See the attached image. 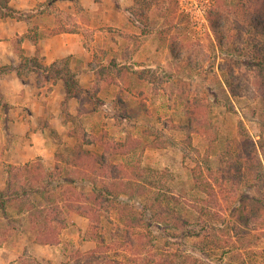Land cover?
<instances>
[{"label":"rangeland","instance_id":"obj_1","mask_svg":"<svg viewBox=\"0 0 264 264\" xmlns=\"http://www.w3.org/2000/svg\"><path fill=\"white\" fill-rule=\"evenodd\" d=\"M12 1L0 0V196L12 171L14 188L41 185L48 198L29 191L31 213L24 197L0 198V240L16 247L15 264H86L92 250L132 264L177 252L264 264V185L254 182L264 101L251 63L234 55L243 18L236 0ZM9 21L21 32L11 38ZM74 31L80 52L45 69L46 39ZM27 98L39 116L22 105ZM54 206L65 225L52 222ZM47 218L43 234L56 241L34 250ZM128 231L147 233L150 250L135 255Z\"/></svg>","mask_w":264,"mask_h":264},{"label":"trees","instance_id":"obj_2","mask_svg":"<svg viewBox=\"0 0 264 264\" xmlns=\"http://www.w3.org/2000/svg\"><path fill=\"white\" fill-rule=\"evenodd\" d=\"M235 5L237 11L236 8H234V10L238 12V14H242L243 18L240 23V28L238 29L240 32V38H239L240 44L235 47L236 51L234 55L238 54L237 55L238 57L245 59L244 60L245 63H251L253 68L248 69L249 71L248 75L260 79L258 89L260 90L261 98L264 101V44L260 40V38L264 37V0H236ZM215 29L217 28L215 27ZM228 30L231 31L230 28H228ZM243 32L244 34L248 33V36H244ZM226 36L230 38L231 36L230 32H228ZM248 51L250 53L254 51V54H252L251 57H248L246 59V52ZM56 63L59 62L55 61L53 64ZM51 65L48 68L47 66H45V69H49V70L52 69ZM59 77L64 78L63 75H59ZM228 85L231 89V92L234 95L237 94V90H236L237 88L232 86V84L229 82ZM102 160H103V164L109 165L110 162L106 158L103 157ZM257 160L258 163L255 169L254 182L264 185V159H261V157L259 156L257 157ZM47 176L48 178L52 179L51 174H47ZM18 177H20L19 174L17 175L15 174V172L9 171L7 190L5 191V193H3L0 196V198L2 199V204L6 205L7 202H11L12 200H20V198L24 197V199H26L29 203H32L27 208L28 209L27 211L31 213L36 206L32 201L33 199L31 197V194L29 195L28 192L30 191L32 193H36L42 196L45 193L44 187H42L41 185L33 186L30 184H23L20 180L21 183L19 182L18 185H16V187L14 188L13 182L14 180H17L18 182ZM66 180H68V178L64 176L60 177V181H66ZM88 185L91 187L90 191L97 190V183L95 181H88ZM104 187L107 189L102 191L103 192L102 195L104 196V199L109 201V199L113 198V195L111 193V188H109L107 184ZM42 198L45 201V203H48L47 197L42 196ZM238 202L239 203L236 207L241 208L242 206L241 209L246 210V205L242 204V200ZM70 208L73 209L74 212H78L89 217L90 212L87 211L85 207L80 209V207L74 208L71 206ZM142 211H143V218L149 219L148 211L146 209ZM155 213L158 215L161 214L160 212L159 213L155 212ZM50 214H52V222L55 221L62 225H65L66 216L60 206H54L53 208H51ZM171 219L178 220V223H180L179 221H181L180 218H178V216H175V218L171 217ZM183 222H185V220H183ZM35 223L40 224L39 221ZM148 223L150 224L149 226H154L151 219H149ZM49 224H50V218L49 219L47 218L44 225L42 226L38 225L40 227L37 234L38 239H42L43 237H45V234L43 233L45 232V228L49 226ZM206 225L207 224L203 225L202 228L204 231L207 232L209 227ZM186 229L187 230H185V232L189 233L190 231L188 230V228ZM127 237H128L127 238L128 245L131 248H134L135 255L141 256L145 252H148L150 250V249L148 250L147 248L148 245L146 241H148L147 239L149 237L147 233L135 234L131 231H128ZM54 241L56 240H52V239L50 240L48 236H46L45 239H42L43 243H54ZM184 253L185 252H177L173 256L172 254H170V255L162 256L161 258L154 257L149 260V264H209V262L203 260L202 258H194ZM84 256H85L84 260L86 264H132L130 260H127L128 262L123 263L122 260H120L119 258L117 257L115 258L116 255L113 256L114 258H112L109 254H100V253L97 254L96 250H92L91 252L84 254Z\"/></svg>","mask_w":264,"mask_h":264},{"label":"crops","instance_id":"obj_3","mask_svg":"<svg viewBox=\"0 0 264 264\" xmlns=\"http://www.w3.org/2000/svg\"><path fill=\"white\" fill-rule=\"evenodd\" d=\"M41 0H30V1H26V0H15L17 5L20 6H30V7H34L38 2H40ZM15 2H9L10 4L12 3V5H15ZM20 3V4H19ZM8 27L5 30V34L4 37L7 38H11L14 35H16L18 32L21 33L18 29V22H11L9 21L7 23ZM71 39H73V44L71 43ZM51 42H53L55 45H51ZM82 48V44H81V37L80 34L77 33L76 31L74 32H60L57 33L56 35H52V37H49L48 39H46V41L44 42V50H42V55H44V63L45 65H50L52 63H54L55 61H57L58 59L64 58L68 55H74L78 52H80ZM62 80L64 81V79L62 78ZM42 99V98H40ZM21 100V98L19 99ZM43 100V99H42ZM12 103H17L15 102V100H10ZM27 101V102H26ZM26 103V106L28 107L27 109H31L29 111H31V116H39V112L37 109V100L34 99L31 101H29V99L27 98V100H22V105H24ZM36 104V106H35ZM42 108V113L43 111L48 109V107H46V104L41 105ZM37 110V112H35ZM30 129V128H29ZM28 161V160H27ZM28 213V212H27ZM30 217V216H29ZM37 236V235H35ZM42 242V241H41ZM34 244V250H37L40 246H43V242L42 243H37V242H33ZM44 244H48V243H44ZM17 245V244H16ZM20 248L22 247V249H25V247L27 246L26 242H19ZM17 245V248H19V246ZM33 248V247H32ZM16 247L14 245L9 244L8 240H0V264H15L14 260L15 257L13 258V252L16 251ZM6 257V261L4 262V259H1L2 257ZM3 262V263H2Z\"/></svg>","mask_w":264,"mask_h":264}]
</instances>
